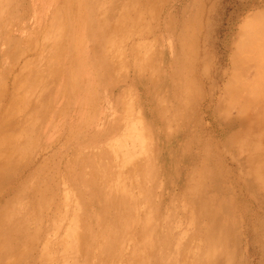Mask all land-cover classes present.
I'll return each instance as SVG.
<instances>
[{"label": "bare ground", "instance_id": "obj_1", "mask_svg": "<svg viewBox=\"0 0 264 264\" xmlns=\"http://www.w3.org/2000/svg\"><path fill=\"white\" fill-rule=\"evenodd\" d=\"M29 1L32 3L31 17H29L30 20H27L28 25L31 26L30 28L35 27L37 22L38 25L47 23L40 11H42V8L45 7L53 8V6L57 5V2H60V0ZM71 1L72 0L62 1L64 2V10H67L68 7L71 6ZM90 1L91 0H89V2ZM92 1L99 4L100 7L99 9L96 7L97 12H93L88 15L85 18V23H83L84 30L82 34V42L85 52L91 49L92 41L89 37L94 32H108L112 39L117 38L113 42L111 41L112 39H110V42L107 41L108 43L106 48H108V51L112 53L114 49V42L117 44V52H120L121 48L119 47L121 45H125L123 42L128 36H125V32H136V34L144 36L146 33L151 34L155 31H153V28L149 30H147V28L146 30H132L126 26L120 29L122 24L128 25L134 16L142 13L143 8L141 7H143V3L145 2L137 3L135 0ZM162 1L165 5H169L168 0ZM164 9L166 8H161V12H167L164 25L162 26V28L164 27V36L162 40H158L159 42L148 40L146 43H142L141 46H137L138 48L136 50L139 63L138 75L135 72V77H146L145 79L151 82L152 91L154 89L153 92H155L154 96L156 97L155 98L153 96L156 101V111L160 114V117H156L155 102L148 97L149 107L152 106V108H149V111L152 110V119L158 124L160 131V147L158 149L157 144L155 143L154 149V156L156 160L155 164L157 165L159 158V164L157 165L158 169L160 170V173L167 178V180L165 179L163 182V186H166L162 187V191L169 189L172 184L171 176L176 178V176L179 175V160H181V158H187L185 156V150L181 151V145L179 142L177 143L176 138L178 134H175L172 130L175 129L177 132L181 131L182 133L186 131L191 133L194 130H197L204 134V137L202 136L204 139L201 137L202 140L199 141V144L200 142L203 144V141H207L205 134H209V130L204 119L210 117L212 118L214 125L221 123V125H223V128L221 129L228 130V135L225 141L226 145L230 147V150L232 149L231 151L235 153L236 160L240 163V181L245 187L248 183V185L250 184L252 188L254 187L258 192L264 193V10L260 11V9H258L256 12H252L251 10H254L253 7L250 8V11L248 10V12H244L241 23L238 24L237 30L233 34L231 46L229 48L230 51L228 52L233 51V49H235V51H233V54L228 59V62H226L227 66L223 67L221 62H214L215 64L213 65L208 62L207 48L205 47V44L201 43L202 34L207 28L204 25L203 6L201 8V5H199L196 12L198 26L193 29V39L195 40L194 47L190 36L188 35L187 38L184 36V32L187 31V26L185 24H183L182 27H176L175 29L178 35L173 40L170 39V15L172 14L170 12L172 11H168V7L167 10ZM119 11L121 12L120 16H117L115 21H113L110 26H102L101 21H107L113 12L115 13ZM34 13L37 16V22L32 18ZM118 17H122V19H119ZM156 20L157 18L155 19L154 29L156 28ZM63 31L65 32L66 29L63 30L60 24L57 23L55 28L52 30L55 35L51 39L49 37L47 38L46 35L44 36L43 43H40V46L38 43V47H41V49L44 50L43 46L45 44L46 49L44 53L43 51L40 53L41 55L37 57V60L36 57L32 58L29 56L30 52L26 47L28 46V40L22 41L16 37L14 38L15 40L13 39L14 43L11 52L6 53V57L4 58L0 57V189L2 191L5 189L3 187V183L6 180L4 179L7 177L9 170H11L10 165L13 164L12 161L15 160L16 157H18L19 163H24V166H28L29 163L34 161L38 163L39 167L43 166L45 158V156H43L44 149L42 145L39 146L41 142V138L39 137L42 135L43 129H39V133H41L40 136H37L38 140H36V135L38 134H36L38 130L36 126L39 124L37 121V112L41 117L45 108L43 104V107L40 106L43 100L41 97L44 96L45 91H47V89H44L47 82L45 73V57L50 55V49H54L53 45L60 39L59 35H61ZM176 32L174 31L172 35ZM67 34L70 38H68L69 41L72 42V34H69L68 31ZM157 44L160 45L159 48H157ZM134 45L135 44L131 45V48H133ZM189 45L193 48L189 49ZM23 46H25V48ZM143 51H145L144 55L147 54V59L145 58V61L142 58ZM10 58L12 59L11 62ZM110 58L112 59L111 55ZM143 63L144 67H148L151 71L155 68L158 70L156 80H154L153 77L156 75L152 76L151 74L150 76L148 73L147 76H144ZM5 65L9 68L8 71L11 69L14 70V74L6 76V74H4ZM85 65L87 73L82 79L85 80L88 87L97 83L99 75L95 61L90 55ZM34 72L36 74L45 73L44 78L41 80L42 85H40L43 89L38 95H36V89L38 86L36 85V80L34 78L37 75H34ZM91 72H93L94 76L93 82L89 80V74ZM132 78L134 79V76ZM143 80L144 79H142V81ZM142 81L139 80L138 84H142ZM156 83L159 84L160 88H156ZM146 86L147 90H150V85L147 84ZM22 87L25 90H22ZM79 97L81 98V96ZM18 106V109H20L21 106L22 111L20 110L17 112L16 108ZM198 109L201 110V114H198ZM200 117L203 120H201ZM45 128L46 126L44 124V129ZM17 130L21 132L19 133V136H17L18 138L16 137L15 139V135L18 132ZM22 133L24 134V137ZM170 140H174L172 145H170ZM132 142L134 143L133 145L137 144V142L140 144L137 149L139 153H137L135 148H133L132 160L129 159L130 162L129 160H124L123 158L118 160L117 163L119 168L117 171L114 169L111 174L116 175V178L113 181L108 180L104 176L102 177L105 182V186H103L105 189V195L103 196L102 203L99 204V206L114 210L113 214L116 218H119L121 215L129 216L126 221L129 224L128 230L130 232L128 239L130 240L132 246L127 247L130 248L129 251L119 253L118 256H120V259L118 260H123V262L127 261L131 264H143L146 260L147 253L150 255L154 252L153 249H150L149 243L146 239L152 240L156 233L165 231L166 228L163 226V222L164 220H168L170 216H160L158 213L159 216H156L157 221H154L149 217L154 215L153 209L157 210V207H160L162 210L160 205L161 198L158 200L159 204L156 203V200L155 202L152 200L153 185L151 180L154 172L156 171V167L153 166L152 169H150L151 166L148 165L150 150L152 149H150L151 142L150 144L148 143L147 145H144V141L139 134ZM176 144L177 146L175 149ZM206 144H208V142H206ZM87 154L88 153L84 152L83 156L85 157ZM12 155L14 156L12 157ZM81 160H83V158ZM75 161L74 162L76 164L79 162L78 159ZM128 163H131V166L129 165V168L124 169L125 165L127 167ZM42 170L43 168L38 170L37 179L35 178V182L33 181L32 183H29V186L32 185L31 187L33 188V186L36 185L37 189V184L40 182H37V180L40 179L39 176L41 175ZM147 174L150 177L148 180L149 182H146L145 179L148 178ZM183 178L186 179L188 177ZM92 179L96 180V176H93ZM44 180L46 181V179ZM180 181L181 184H186V180L183 181L180 179ZM59 185L60 183L56 182L55 186L58 188L56 197L58 201L56 206H54L56 208L55 211H53L51 207L52 205H50V203L46 200L42 203L44 200L43 193L41 194L42 196H40V205L34 204V201L31 202L30 205L29 202L30 200H33V198L29 199V196L27 198L28 200L26 198L24 199L27 200V202L25 201L22 204L19 203L20 199L23 198L20 194L26 193L24 191L21 192L18 189L14 191L17 195L13 199L11 197L8 198L14 203L13 206L9 205L7 199L4 200L5 203H0V210L1 208H4V206L6 208L8 207L7 209L0 211V264H19L20 258L25 257L26 255H28V258L25 260L26 264H37V262L40 264H51L54 260L58 259V257L53 256V252L50 251V249L48 250V243L45 242L44 250L46 249V253H48L46 255L50 256L51 259L44 258L46 259L44 260L42 258V253H39V257L37 256L38 248L41 246L38 247L40 242H37V235L35 236L36 231H34L33 237L32 234L28 237V248L23 247L24 249L26 248L25 251L18 247V244L14 240L15 235L12 232L15 231L14 225L17 224V221L22 220L23 214L20 213L21 209L26 208L27 206L31 211H34V206L43 207L45 212L53 211L52 219L57 216L58 210L63 209L68 211L70 204L74 206L72 210L76 211V209H78L77 206H80V204L76 202L79 200V197L76 195L75 197H72L73 195L70 197L68 187L66 188L65 182H62L63 189H61ZM32 188L31 190L29 188L30 192L32 191ZM50 188H52V186ZM185 190H188L189 192L191 191V181L189 178L187 179V186ZM12 192V189H10L7 196L13 197L14 194ZM18 192L21 193L19 194ZM200 196L201 195H197L193 198L201 201ZM71 200H74V202L70 203ZM16 206L18 210L15 211ZM165 206L167 205H164V209H166ZM170 206L173 207L174 205L171 204ZM11 207V211H8ZM201 209L213 212L214 208L202 207ZM105 213L107 212H97L98 217L94 220L96 222L99 221L101 219L100 216ZM80 215H83V212H81ZM194 215V222L196 224L198 217L195 212ZM77 216L78 214L76 212V216L72 217L68 223H66L65 220H62L61 226L58 220H48V222L53 224V227L56 226V231L62 230V225H64V227L66 226L67 235H64V243L60 242V244L65 247V250H63L60 254L62 257H59L58 259L61 264H78L79 262H86L85 257L80 256V254L85 252L86 249H81L80 252L79 248L86 247L87 239L90 236L89 231L94 229H90L88 227V224L86 223L87 220L83 218L77 219ZM83 216L88 215L84 214ZM133 216H136V220H133ZM31 218H34L33 214L29 215L28 223ZM215 219L217 220L216 214ZM215 219L212 217V223H215ZM89 221L91 222V220ZM173 223L174 225L176 224V217L173 218ZM36 226L38 228V223H36ZM55 228H53V230ZM3 229L6 231L4 235L1 234ZM51 229L52 228H47L48 231ZM96 230L101 229L97 228ZM143 230H149L151 234L142 240L139 237V232ZM202 230L204 231V237L208 236V234L205 233V229ZM75 231H77V235L74 233ZM54 234H56V232H54ZM210 235L214 236L213 233ZM8 239H12V242L8 243ZM177 241H175V245H173V253H175V262L173 264H186V262L188 263V257H190L192 253H185L183 250L184 243L181 246V240H179V242ZM160 242L161 246L164 248L165 242L163 233H161ZM135 245L140 246L138 249L139 251H135L133 249ZM202 245L207 246L208 244L204 242L199 246L201 247ZM32 248H34L33 252ZM215 253H217V251ZM33 255L35 257H33ZM82 255L85 256L84 254ZM36 256L39 260L36 259ZM81 259L83 261H80ZM47 261L48 263H46ZM193 262L194 264H197L196 259L189 263L191 264ZM113 264L119 263L118 261L113 260Z\"/></svg>", "mask_w": 264, "mask_h": 264}, {"label": "rangeland", "instance_id": "obj_2", "mask_svg": "<svg viewBox=\"0 0 264 264\" xmlns=\"http://www.w3.org/2000/svg\"><path fill=\"white\" fill-rule=\"evenodd\" d=\"M28 1L0 0V51H1L0 57L4 58L6 57V53L11 52L15 40L14 33L25 34V33H30V31H32L33 33L36 31V33L40 34L41 32H44L45 35L47 33L46 37L47 38L49 37L51 39L55 35L54 32H52V30L55 28V25L57 23L60 24L63 30L66 29L65 32L63 31V33L59 35L60 37L62 35L68 36L67 31L69 34H72L73 36L72 42L68 41L71 43L69 47L72 49L68 50L67 54L69 55L68 52L73 53L72 57L79 59V63H76L74 61L73 63L75 65H70V67L65 68L66 70L64 71V75L66 78L59 79L54 88L55 90L54 94L57 95L60 93L61 86L65 85L64 83L67 84L68 82V84H70L69 82H72L73 84L76 85L79 83L80 79L86 76L87 68L85 63L89 58L90 49L86 52L84 51L83 42H82V34L84 30L83 23H85L84 22L85 18L88 15H90L93 12H97V8L99 9L100 5L96 4V2L92 0L90 2L89 0H72L71 6H69L67 10H64L65 8L64 2H62L63 0H60V2H57V5L53 6V8L45 7L42 8V11H40L47 23L38 25L37 16L34 13L32 18L37 22L36 23L37 25L35 27L30 28L31 26L28 25L27 20L29 19V17H31L32 3ZM135 1L137 3L145 2L143 3V7H141L143 8L144 11L142 10V13H139L137 16H134L132 21H130L128 25H124L121 23L122 25L120 26V29L126 26L128 28H131L132 30H137V29L146 30V28L147 30L152 28L153 31L155 30L154 32H152L153 34L146 33L144 36L136 34V32L131 33L128 31L125 32V36L127 35L128 36L126 37V39H124V42L126 40H128V42L130 41V45L128 46V48H129L130 59H131L130 61L133 72L132 77L134 76V79L133 78L132 79L134 83H138L139 80L142 81V79H144L143 80L144 82L142 81V84L139 83V85L140 84L142 86H145L147 84L150 85L149 86L150 90H147L148 91L147 96L150 97L155 102V111H156V101L153 98L155 92H153L154 89L152 91V87L150 84L151 82L149 80L147 81L145 79L146 77L145 78L135 77V74L137 73L138 75L139 73L138 70L139 63H138V55L136 49L138 48L137 46H141L142 43H146L148 40H154V41L162 40L164 36L163 35L164 27L162 28V26L164 25L166 13H167L164 11H163L164 13L161 12L162 7L166 8L164 10H167L168 7V11L169 10L172 11L170 12L172 13L170 15V22H171L170 30H169L170 39L173 40L178 35L175 28L176 27L179 28V26L182 27V25L185 24L187 26L186 28L187 33L184 32L185 33L184 36L185 38H187L188 35L190 36L194 47L195 40L193 39V29L198 26L197 24L198 19L196 17V12L198 10L197 8L199 7V5H201V8L203 6V11H204L203 18L205 21L204 25L207 28L206 30H204L202 34L201 43L205 44V47L207 48L208 62L212 65L215 64L216 62L218 63L221 62V65H223V67L227 66L226 62H228V59L233 54V51H235V49H233V51L228 52L230 51L229 48L231 46V40L233 34L236 32L238 24L241 23V19L243 17L244 12H248V10L250 11V8L253 7L254 10H251L252 12H256L258 9H260V11L264 10V0H168L169 5H165L162 0H135ZM120 14H121L120 11L115 13L113 12L107 21L104 20L101 21L102 26L103 27L105 25L110 26L111 23L115 21V18L117 16H120ZM156 18H157L156 28L154 29ZM119 19H122V17H120ZM174 31L176 33L172 35ZM133 44L135 45L133 46V48H131V45ZM157 45H158L157 48H159L160 45L159 44ZM26 47L28 48V46ZM43 47H44L43 50L44 53L46 49V45L44 44ZM188 47L189 49L193 48L191 45H189ZM124 49H125V45L123 47V50ZM144 54L145 51L142 52V58L145 61V58L147 59V54L146 55ZM11 61L12 59L10 58V62ZM144 63H143L144 76H147L148 73L150 74V76L151 74L152 76L156 75L153 76L154 80H156L158 70L155 68L151 71L148 67H144ZM8 69L9 68H7V66L5 65L4 74H6V76L14 74L15 72L14 70L10 68L13 71L12 72L11 70L8 71ZM45 73L36 74L34 72V75H37L34 78L36 80V85L38 86L36 89V95H38L43 89V87L40 85H42L41 80L44 78ZM89 80L93 82L94 80L93 72L89 74ZM61 81H64V83ZM155 86L156 88L157 87L160 88L158 83H156ZM73 89L75 90V87ZM71 91H72L71 97H74L75 93L73 92L72 89ZM42 103L40 104V106L43 107ZM18 108L19 106L16 108L17 112L21 110V106L20 109ZM150 108H152V106ZM198 111H199L198 114H201V110L198 109ZM45 112L46 109L44 108V113L42 114L41 117L37 112V118H38L37 121L39 122V124H37L36 126V128H38L36 132V134L38 133L36 135V140H38L37 136L38 135L40 136L41 133V132L39 133V129L42 128L43 133L39 138H41L43 142L45 140L44 132L46 129V128L44 129V124L46 127L52 125V129L53 130L55 129L54 124L50 123L52 122V118L48 119L45 116ZM149 112L151 113L152 110ZM201 120L203 119L201 118ZM204 121L209 130V134H205L206 135L205 137L207 139L206 142H208V144H206L205 141H203L204 142L203 144H201V142L199 144V141L202 140L201 137L202 136L204 137V134H202L197 130H194L191 133L188 131L182 133L180 131L181 129L179 130L180 132H177L172 127L173 129L172 131H174L175 134H178L176 138L177 143L179 142V144L181 145V151L185 150V156L187 157L185 159L181 158V160H179L178 162V169L181 172L180 177L182 176L181 179L183 181L186 180L185 188L187 186V179L188 178L190 179L191 191L189 192L188 190L186 191L185 188H182V192L180 195L181 197L180 203L182 204L176 210V224L174 225L173 223L174 217L172 215L169 217L168 220H164L163 222L164 223L163 226H165L166 228L165 231L161 232L164 234V242H165L164 248L161 246L160 232L156 233V235L153 236L152 240L146 239L147 242L149 243L150 249H153L154 252L150 255H148L147 253L146 260L143 262V264H173L175 262V257H174L175 253H173L174 250L173 245H175V241H177V239H178L177 242L181 240V246L184 243L183 250L185 253L187 252H189L190 254L192 253L191 256L188 257V263L186 262V264H190L189 262L194 261L195 259L197 260L196 262L197 264H264V193L258 192L254 187L252 188L250 184L248 185V183L245 187L244 184L240 181L239 179V174L241 172V169L239 167L240 163L236 160L235 153L231 151L232 149L230 150V147L226 145V141H225L228 135V130L221 129L223 128V125H221V123L220 124L218 123V125H214V123L212 122V118L210 117L204 119ZM20 132L18 131L16 133L15 139L17 136H19ZM154 133H155L154 142L151 141L152 139L151 136L148 137L149 142H151L150 149L152 148L150 150V156H149L150 162L148 163V165L151 166L150 169H152L153 166L156 167L154 149H155V143L157 144V140H156L157 135H156V131H154ZM135 135L137 136L138 134L133 135V141L136 139ZM23 137H19V138H23ZM158 137H159V147H160V135ZM170 142H171L170 145H172L174 140L172 141L170 140ZM40 145L41 142L39 146ZM176 146L177 144L175 145V149ZM13 156L14 155H12V157ZM15 160L12 161L13 164L10 165V169L20 167L22 162L20 163L18 162V157H16ZM23 164L24 163H22V165ZM160 175L162 176L160 170L158 169V167H156V171L154 172V175L152 177L154 179L153 186H155L156 188L160 187L161 185ZM183 177H188V178L184 179ZM39 178L40 179L37 180V182L40 181L38 182L37 185L38 199L30 200L29 203L31 205V202L34 201L33 202L34 204H39L40 196H42L41 194L43 193L44 200L42 201V203L46 200L47 202L50 203V205H52L51 207L53 211H55L56 208L54 206H56L58 201L56 197L57 195L54 192L52 193L46 191L44 185L45 183L44 179H46V175L45 172H43V170ZM110 178L113 180L116 178V176L115 177L112 176ZM145 179L147 182L150 178H145ZM165 179L167 180V178ZM78 184L82 185V183H78ZM12 186L13 185L7 184L6 188L2 192H0V194L7 195L8 191L12 189ZM65 186L66 188L68 187L66 182H65ZM247 187L250 190H248ZM14 188L18 189L19 191L21 190V188L18 187V185H15ZM68 191L70 197L72 195H73L72 197H75V195L78 196V194L74 191V189L71 186L68 188ZM177 191H179L178 188ZM27 192H30L29 188L27 191H25L26 195ZM158 192L160 195V189L158 190ZM153 193L154 196L157 195V191H155L154 188H153ZM20 195L23 198L20 199L19 203L22 204L25 201L27 202L28 196H24L23 194ZM169 195H172V193L166 192V197H168ZM197 195H201L200 196L201 201L199 199L195 200L193 198L194 196ZM10 197L12 198V196H9V198ZM25 198L27 200H24ZM4 200L5 199H1L0 203L1 202L5 203ZM101 200H103V196ZM101 200L98 199L95 201H91V203L92 204L95 203L97 206H99V204L102 203ZM7 202L9 203L10 206L14 205V203L10 199H7ZM73 202L74 200L70 201V203ZM76 202L80 204V206H77L78 209H76V211L72 210L74 206L69 203L70 204L69 210L68 211H65L63 209L58 210L57 216L54 219L58 220L61 226L62 220H65V222L68 223L72 219V217L76 216V212H77L78 214L77 219L83 218L87 220L86 223L88 224V227L90 229H94L89 231L90 236L87 239L86 247L79 248L80 252L81 249H86L85 252L82 253L85 256L80 254V256L85 257L86 262H79L78 264H113V260L118 261L119 264H131L130 262L127 261L123 262V260H118L120 259V256H118V254L124 251H129L130 248L127 247L132 246L130 240L128 239L130 236V232L128 230L129 224L126 221L127 218H129V216L121 215L119 218H116L113 214L114 210L112 209H107V208L90 209L94 212H100V211L107 212L104 215H101L100 216L101 219L96 222L94 219L98 217L97 215H90V216L80 215V213L83 212L81 201L79 199ZM171 204L172 203H166L165 205L167 206H165V208L166 209L172 208V206H170ZM202 207H208V208L212 207L214 209L213 212L210 211L211 212L210 213L209 211L202 210L201 209ZM7 208L4 206V208H1L0 211L5 210ZM94 208H96V206ZM11 209L12 207L8 211H11ZM16 210H18L17 206L15 208V211ZM53 211L45 212L43 207H35V206H34V211H31L28 208V206L26 208L21 209L20 213L23 214L22 220L17 221V224L14 225L15 231L12 232L15 235L14 238L15 242L18 244V247L21 250L25 251V249L28 248V237H30V234H32L33 237V233L34 231H36L35 236L37 235L38 238L37 242L38 243L40 242L38 247L41 246L40 248H38L37 256L39 257L40 256L39 253H42L43 259L44 258L51 259L50 256L46 255L48 254L46 253V249L44 250V242H45L48 243L47 248L48 250L50 249V251L53 252V256L58 257V259L59 257L60 258L62 257V255L60 254L62 253L63 250H65V247H63L60 244V242L64 243V239H65L64 235L65 236L67 235L66 233L67 230H66V226L64 227V225H62L63 226L62 230L56 231L57 229L55 228L56 226L53 227V224H51V222H48V220L52 219ZM153 212H154V216H150V218L154 221H157L156 216H159V214L161 216L162 214H165L166 211L165 212L162 211L161 208L159 207L158 212L155 209H153ZM194 212L197 214L198 217L196 220V224L194 222L195 220ZM214 213L216 214L217 220L215 219ZM31 214H33L34 218H31L28 223V218L29 215ZM165 216H169V214H166ZM212 217L215 219V223H212L211 221ZM89 220H91V222ZM133 220H136V216H133ZM36 223H38V228L36 226ZM47 228H52V229L48 231ZM53 228L55 229L53 230ZM97 228H100L101 230H96ZM202 229H205V233L208 234V236L204 237V231ZM3 230L1 231L2 232L1 234L4 235L6 231ZM54 232H56V234H54ZM74 233L77 235V231H75ZM211 233H213L214 236L210 235ZM150 234L151 233L149 232V230L148 231L143 230L139 232V237L143 240V238H147L148 236H150ZM11 242L12 239H8V243ZM204 242L207 243L208 245L207 246L202 245L201 248L199 245ZM23 247L26 248L24 249ZM139 247H140L139 245H135L133 249L135 251H139L138 250ZM32 249L33 252L34 248ZM216 251L217 253H215ZM34 255L33 257H35ZM37 256L36 259L39 260ZM27 258L28 255L20 258L21 264H26L25 260ZM58 259L54 260L51 264H61L58 261ZM80 261L83 260L81 259ZM46 263H48V261ZM37 264L40 263L37 262ZM191 264H194V262Z\"/></svg>", "mask_w": 264, "mask_h": 264}, {"label": "crops", "instance_id": "obj_3", "mask_svg": "<svg viewBox=\"0 0 264 264\" xmlns=\"http://www.w3.org/2000/svg\"><path fill=\"white\" fill-rule=\"evenodd\" d=\"M32 33V31L25 34L14 33V36L22 41L28 40L29 56L36 57L37 60V57L43 51L41 47H38V43L39 46L40 43H43L45 34L44 32L40 34ZM68 38L67 35H62L54 43V49H50V55L45 57L47 82L44 89H47V91L41 99H43L42 104L46 109L45 116L48 119L52 118L50 123L54 124L55 129H52V125L47 126L44 132V142L41 139V145L44 149L43 156H45L42 166L46 175L44 185L47 192H54L57 195L56 182L60 183L61 189H63L62 182H66L68 188L71 185L78 194L83 215H97V212L90 209H103V206L92 204L91 201L101 200L102 196L105 195L103 187L105 182L102 177L112 180L110 177L116 176L115 174L111 175L112 172L114 169L117 171L119 167L118 160L122 158L132 160L133 148L139 153L137 149L140 144L137 142L133 145V135L139 134L144 141V145H147L150 144L149 136L152 137L151 141H155L154 131H156L157 148L159 149L158 136L160 131L158 124L153 121L149 112L147 86L134 83L132 79L133 72L128 48L130 41L123 42L125 43V49L123 50L124 45H121L119 47L121 48L120 52H117V44L114 42V49L111 53L106 48L107 41L110 42V39H112L108 32H94L89 37L92 41L89 55L93 57L99 75L97 83L87 87L84 79H80L81 81L79 80L76 85L72 82L66 84L61 81L65 85L61 86L59 94H54V88L58 80L66 78L64 75L65 68L75 65L74 61L79 63V59L72 57L73 53L68 52L69 55L67 54V51L72 49L69 47L71 43L68 42L70 39ZM116 39L113 38L111 41L113 42ZM23 47L25 48V46ZM21 89L25 90L23 87ZM71 89L75 93H73L74 98L71 97ZM158 114V111H156V117H160V114ZM84 152L88 153L85 157L83 156ZM81 157L83 160H81ZM76 159L79 160L77 164L75 163L77 162ZM129 165L131 166V163H128L127 167L125 165L124 169L129 168ZM157 165L156 167H158ZM39 169L41 167L34 161L29 163L28 166L22 165V167L9 170L7 177L4 179L6 181H4L3 187L6 188L7 184L13 185L12 193L14 195L12 199L17 195L14 192L17 188H14L15 185L21 188V192L22 190L27 191L28 187L31 190L32 185L28 186V183H32L35 178L37 179ZM93 176H96L97 181L92 179ZM150 177L148 176V178ZM160 177L162 179H160L161 188L153 186L154 190L157 191V195L154 196L152 192V200L154 202L156 200L158 204V200L161 198L162 211L165 212L166 210L162 216L169 212V216L173 214L172 216L175 218L176 210L181 204V197L179 196L182 192L181 188L183 186L185 188L186 184L182 183V186L179 172L176 178L171 176L172 186L170 185L169 189L162 191V187L166 186H163L165 177L163 174ZM78 183H82L83 188ZM151 183L154 185L153 178ZM51 186L52 188H50ZM177 188L179 191H177ZM0 192H2L1 189ZM166 192L172 193V195L166 197ZM23 195L29 196V199H38L36 185L33 186L31 192ZM8 198L9 196L6 194H0V200ZM165 203H172L176 206L164 209ZM95 206L96 208H94ZM158 209L159 207H157Z\"/></svg>", "mask_w": 264, "mask_h": 264}]
</instances>
